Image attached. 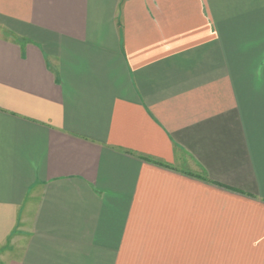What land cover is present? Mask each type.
Instances as JSON below:
<instances>
[{"label": "crops", "instance_id": "0c3cea01", "mask_svg": "<svg viewBox=\"0 0 264 264\" xmlns=\"http://www.w3.org/2000/svg\"><path fill=\"white\" fill-rule=\"evenodd\" d=\"M0 264H264V0H0Z\"/></svg>", "mask_w": 264, "mask_h": 264}, {"label": "trees", "instance_id": "16d2710c", "mask_svg": "<svg viewBox=\"0 0 264 264\" xmlns=\"http://www.w3.org/2000/svg\"><path fill=\"white\" fill-rule=\"evenodd\" d=\"M161 166H163V167H165V168H168V169H169V167H167V166H164V165H161Z\"/></svg>", "mask_w": 264, "mask_h": 264}]
</instances>
